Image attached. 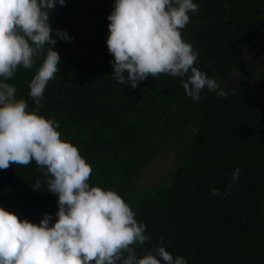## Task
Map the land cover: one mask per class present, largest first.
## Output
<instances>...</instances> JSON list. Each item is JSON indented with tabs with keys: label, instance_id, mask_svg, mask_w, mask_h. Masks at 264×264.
Masks as SVG:
<instances>
[{
	"label": "trees",
	"instance_id": "trees-1",
	"mask_svg": "<svg viewBox=\"0 0 264 264\" xmlns=\"http://www.w3.org/2000/svg\"><path fill=\"white\" fill-rule=\"evenodd\" d=\"M195 2L199 11L190 13L182 37L198 52L195 66L217 79L225 97L205 88L193 100L179 77L166 74L134 90L120 85L106 43L114 0H65L52 9L50 26L53 36L60 29L72 39L52 46L59 72L39 114L56 119L61 137L90 163V185L117 191L146 224L150 239L133 245L138 256L163 243L187 264H264V60L246 57L248 49L264 54V0ZM42 61L6 81L29 110L36 106L30 80ZM235 72L240 81L229 82ZM163 154L173 169L138 188L139 175ZM45 172L34 161L0 170V206L37 224L46 213L54 222L58 197L46 189Z\"/></svg>",
	"mask_w": 264,
	"mask_h": 264
},
{
	"label": "clouds",
	"instance_id": "clouds-1",
	"mask_svg": "<svg viewBox=\"0 0 264 264\" xmlns=\"http://www.w3.org/2000/svg\"><path fill=\"white\" fill-rule=\"evenodd\" d=\"M57 4L65 0H0V170L34 161L46 169V189L58 197L54 222L46 213L37 224L0 206V264H187L163 243L137 255L133 245L150 239L146 224L117 191L90 185V163L61 137L56 119L39 114L48 82L59 72L52 46L58 38L72 39L60 29L52 35L49 16ZM198 11L195 0H114L106 40L114 79L134 90L138 81L166 74L179 77L193 100L205 88L225 97L217 79L195 66L198 52L182 37L190 13ZM38 57L43 61L29 84L36 106L29 110L6 81L20 67L33 68ZM240 171L232 172L233 184ZM211 194L221 192L212 188Z\"/></svg>",
	"mask_w": 264,
	"mask_h": 264
},
{
	"label": "rangeland",
	"instance_id": "rangeland-1",
	"mask_svg": "<svg viewBox=\"0 0 264 264\" xmlns=\"http://www.w3.org/2000/svg\"><path fill=\"white\" fill-rule=\"evenodd\" d=\"M246 57L248 60H264V54L255 49H248L246 51ZM241 73H232L227 80L235 83L240 81ZM174 167L172 158L166 154L160 155L154 159L147 168L139 175L136 182L138 188L146 187L152 183L160 181L169 171Z\"/></svg>",
	"mask_w": 264,
	"mask_h": 264
}]
</instances>
